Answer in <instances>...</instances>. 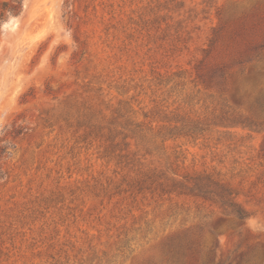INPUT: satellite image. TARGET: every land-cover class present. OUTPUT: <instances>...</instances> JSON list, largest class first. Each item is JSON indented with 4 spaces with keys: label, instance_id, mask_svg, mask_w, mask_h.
Returning a JSON list of instances; mask_svg holds the SVG:
<instances>
[{
    "label": "rangeland",
    "instance_id": "rangeland-1",
    "mask_svg": "<svg viewBox=\"0 0 264 264\" xmlns=\"http://www.w3.org/2000/svg\"><path fill=\"white\" fill-rule=\"evenodd\" d=\"M232 113L264 122V0H0V264H264V130ZM182 117L209 129H127ZM202 174L249 218L158 186Z\"/></svg>",
    "mask_w": 264,
    "mask_h": 264
},
{
    "label": "trees",
    "instance_id": "trees-1",
    "mask_svg": "<svg viewBox=\"0 0 264 264\" xmlns=\"http://www.w3.org/2000/svg\"><path fill=\"white\" fill-rule=\"evenodd\" d=\"M224 116L225 117H221L220 120H222L221 124H225V126H242L254 130H264V122L257 121L243 113H232ZM176 122V125L163 128L157 133H154L151 127H144L142 123L135 121L131 122V127H127V129L132 133V137H138L141 143L156 141L157 137L164 141L167 138L177 137L182 134L196 135L209 129V125H207L208 123L187 120L183 117L177 119ZM116 129L117 128H114L110 131L111 136L109 135V137H111V140L113 141L117 136L116 133H113ZM127 137L128 134L124 135L123 139L125 140ZM126 145L129 144L126 143ZM158 184L160 190L164 193L198 196L214 203H218L224 209L225 213L234 215L238 219L244 220L250 216L249 211L235 200L234 191L229 186L222 183L220 179H214L210 174L197 175L191 178V180H178L175 178L171 179L164 177V179L159 181ZM191 252L194 253L193 251ZM184 255L187 256L185 251Z\"/></svg>",
    "mask_w": 264,
    "mask_h": 264
}]
</instances>
